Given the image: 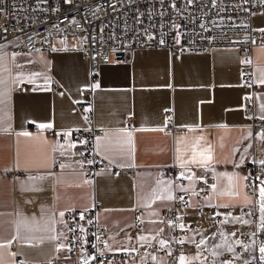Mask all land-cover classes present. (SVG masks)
<instances>
[{
  "label": "crops",
  "instance_id": "0c3cea01",
  "mask_svg": "<svg viewBox=\"0 0 264 264\" xmlns=\"http://www.w3.org/2000/svg\"><path fill=\"white\" fill-rule=\"evenodd\" d=\"M251 24L263 28L264 14H254ZM66 38H54L55 49L51 52H10L0 48L3 264H49V258L63 248L62 210L93 203L96 222L106 231L104 238L109 248L130 249L150 240L160 244L166 240L160 216L171 200L155 199L153 190L167 195V185H157V180H172L169 175H160L159 168L180 167L177 149L190 155L197 137H203L198 151L211 146L213 156L209 162L211 170L190 165L196 176L210 184L204 202L235 208L249 204L244 201L245 195L251 201L260 200L259 188L264 186L260 182L264 178L255 182L251 193L236 177L242 178L247 163L264 165V130L253 133L251 117L241 110L242 97L249 94L252 116L264 123V45L250 49L247 79L241 75L237 49L173 53L163 48L141 47L134 49L126 62L98 64L94 79L90 80L87 61L76 49L79 42L73 45L74 39ZM20 83L24 88L14 89ZM87 87L89 93L81 92ZM89 102L92 124L102 128L98 137L103 138L106 131L113 133L109 139L114 147H119L117 142L126 137L117 130L131 132V154L120 160L133 165L129 174H113L108 168L97 171L92 180L86 179L81 163L69 159L75 147L70 135L58 140L55 133L43 132L51 129L68 133L69 129L83 127ZM77 103H82L81 109H76ZM31 123L52 127L31 129ZM166 123L178 128L169 130L164 127ZM141 128L149 130L139 131ZM25 132L27 136L18 135ZM181 137L184 143H178ZM96 141L97 137L95 152L105 159ZM11 171L21 173L11 175ZM221 173L233 176V182L242 185L239 196L228 194V177ZM186 176L185 185L190 187L192 182ZM212 184L217 185L215 192ZM135 207L140 208L141 219L137 231H133L131 224ZM20 221L24 223L18 226ZM233 226L232 220L220 224L204 219L202 227L189 230L187 239H204L205 243L179 258H186L184 264H220L224 248L220 233L232 231ZM52 236L57 238L50 239ZM141 236L146 239L140 240ZM216 244L222 247L216 249ZM15 257L21 260L15 263ZM156 259L161 262L162 256L157 255Z\"/></svg>",
  "mask_w": 264,
  "mask_h": 264
},
{
  "label": "built area",
  "instance_id": "2783aa9c",
  "mask_svg": "<svg viewBox=\"0 0 264 264\" xmlns=\"http://www.w3.org/2000/svg\"><path fill=\"white\" fill-rule=\"evenodd\" d=\"M254 14H264V0H0V48L10 52H51L55 49L54 38L77 39L76 49L87 61L90 80L94 79L98 64L126 62L131 52L141 47L163 48L173 53L230 48L239 51L241 75L247 79L250 49L264 45V27L251 24ZM23 88L22 83L14 87ZM89 90V87L82 88L81 92L89 93ZM90 106L89 102L84 112L86 124L68 130L75 144L69 159L81 163L86 179L92 180L97 171L108 168L113 174H129V167L110 165L95 152L94 140L102 128L92 124ZM75 107L81 109L82 103ZM251 109V97L244 94L241 110L251 117L252 132L257 134L264 130V123L252 116ZM30 127L39 128L37 123H31ZM164 127L178 128L169 123ZM43 132L55 133L58 140L64 136V131L44 129ZM89 160L93 163H87ZM181 172L180 167L159 168V174L169 175L173 182V199L160 216L166 231L164 247L150 240L134 244L130 249L109 248L104 238L106 231L96 222L93 203L62 210L63 248L49 258V264H84L85 261L87 264H180V254L201 248L202 245L197 248L199 241L190 242L187 235L189 230L202 227L204 219L220 224L233 221V230L223 233L221 261L264 264V254L260 252L264 246V221L260 218L259 200L253 198L249 204L235 208L205 203L210 184L202 177L194 186L187 187L185 178H180ZM20 173L10 172L11 175ZM244 177H247L242 179L244 188L252 193L255 182L264 178V165L247 163ZM181 186L188 190L180 191ZM193 191L197 194L193 195ZM181 196L191 206L181 202ZM248 212L252 214L245 215ZM133 214L131 224L133 231H137L140 208L135 207ZM234 217L249 222L244 224ZM181 224L183 228L179 227ZM179 240L184 243H178ZM237 240L239 244L235 243ZM228 245L233 251L227 250ZM157 255L162 256L161 262L157 261ZM20 260V257L14 258L15 263Z\"/></svg>",
  "mask_w": 264,
  "mask_h": 264
},
{
  "label": "snow or ice",
  "instance_id": "6c2138e0",
  "mask_svg": "<svg viewBox=\"0 0 264 264\" xmlns=\"http://www.w3.org/2000/svg\"><path fill=\"white\" fill-rule=\"evenodd\" d=\"M189 2H191V0H189ZM262 31H264V30H262ZM33 75H37V74H33ZM29 82H31V80ZM261 83H264V74H262ZM0 95H2V94H0ZM2 102L3 101L0 100V103H2ZM262 111H264V106H262ZM261 118L264 119V117H261ZM39 127L42 129L43 128H50V127H52V125L51 124H41V125H39ZM221 127H223V126H221ZM138 130L139 131H145V130H149V129L141 128ZM151 130L163 131V129H151ZM189 130L194 131L195 129L190 128ZM117 132L123 134L126 137V139H124L123 141L117 142L119 144V147H114L113 142L109 139V137L111 135H113V133H109L107 131L105 132V136L103 138L97 137L96 147H97V149H102V152L104 154L105 159H108L110 163H119L120 167H132L133 165L131 163L125 164L123 162H120V160H122L126 155L131 154V151H132V135H131V132H129L127 129H119V130H117ZM18 135L27 136L28 133H26V132L25 133H19ZM64 135L67 136V135H69V133H64ZM202 139H203V137H197L196 138V141L191 145L190 155L185 156L184 153L180 152V149H177V152L180 154L177 155L176 159L179 162L181 169H184L189 173L186 176V172L182 171L180 173V178H185V176H186V178L192 182L193 186H194V183L197 179H203V178L202 177H196L195 173L191 170L190 165H199L200 167L204 168L205 171H208V170H211L209 162L213 160L212 147L211 146H208L207 148L200 149L198 151L199 143ZM261 139H264V135L261 136ZM178 143H184V137H181L179 139ZM187 151H188V149L186 148L185 152H187ZM61 154L63 155V153H61ZM87 163L91 164V163H93V161L89 160V161H87ZM261 163L264 164V161H261ZM61 167L63 168V167H65V165L62 164ZM220 175L228 177V181H229V187L227 190L228 194H230V195L234 194L236 196H239V194H240L239 189L242 187V185L238 182L234 183L233 182V176H230L226 173H221ZM241 179H247V177H244V178L236 177L237 181H240ZM86 183H87V181H86ZM260 183H261V185H264V180H262ZM165 184L167 185V187L164 189V191H166L168 194L164 195V196L158 195V194H156V190L154 189L153 195H154L155 199H166V200H172L173 199V196L171 195V188H172L173 182L172 181L165 182L162 180H157V185H165ZM211 188H212L213 192H215L217 189V185L212 184ZM187 190L188 189H186L182 186L180 187V191H187ZM195 194H197V193L195 191H193V195H195ZM259 197H260V200H259L260 218L262 221H264V186H261L259 188ZM179 199L181 200V202H184L186 204V206H191V205L187 204V202L184 201L183 196H181ZM244 201H245V203L251 202L250 198L247 195L244 196ZM224 206L227 207V205H224ZM251 214H252L251 212L245 213V215H251ZM60 215L63 217L64 213L62 212V213H60ZM83 218H84L83 215H81L80 219H83ZM177 219H179V218L177 217ZM233 219L236 221L242 222L244 224H247L249 222L247 220H244L242 217H234ZM225 222H227V221H225ZM23 223H24L23 221L18 222V226H19V224H23ZM171 223L172 222L169 221V224H171ZM179 227L183 228L184 225L181 224V225H179ZM81 230L83 231V229H81ZM69 231H73V230L70 228ZM161 231H163V230L161 229ZM220 235L223 236L224 234L221 232ZM56 238L57 237H55V236L50 237V239H56ZM139 239L143 241L146 238L141 236V237H139ZM177 242L178 243H184L183 240H179ZM166 243L167 242L165 240H161L160 246L164 247ZM204 243H205V240L201 239L199 241V244H197V248H199L200 245H203ZM235 243L239 244L240 241L237 240V241H235ZM60 247H63V245H61ZM221 247H222V245H220V244L214 245V248H216V249H219ZM227 250L229 252L233 251L232 246L228 245ZM260 252L262 254H264V246H261ZM213 255H219V253L213 252ZM153 259H155V257H153ZM179 259H180V264H184V261L186 258L184 256H180ZM0 264H3L2 259H0ZM84 264H87V261H85ZM220 264H230V262L221 261ZM246 264H247V262H246Z\"/></svg>",
  "mask_w": 264,
  "mask_h": 264
},
{
  "label": "rangeland",
  "instance_id": "374dc122",
  "mask_svg": "<svg viewBox=\"0 0 264 264\" xmlns=\"http://www.w3.org/2000/svg\"><path fill=\"white\" fill-rule=\"evenodd\" d=\"M67 39V38H66ZM55 40V39H54ZM73 45H77L78 44V40L77 39H74L72 40V43ZM262 240H263V244H264V234L262 235Z\"/></svg>",
  "mask_w": 264,
  "mask_h": 264
}]
</instances>
